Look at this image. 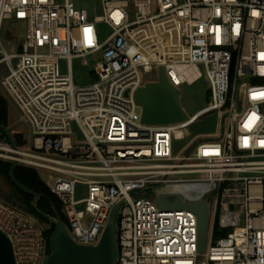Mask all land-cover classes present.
Listing matches in <instances>:
<instances>
[{
  "label": "built area",
  "instance_id": "2783aa9c",
  "mask_svg": "<svg viewBox=\"0 0 264 264\" xmlns=\"http://www.w3.org/2000/svg\"><path fill=\"white\" fill-rule=\"evenodd\" d=\"M101 1L103 15L91 20L72 0H0V30L4 19L26 23L20 50L0 51L1 85L32 131L31 151L26 136L18 144L13 135L14 149L0 132V159L52 180L44 182L79 244L97 243L123 201L115 264H264V0ZM100 23L112 29L103 42ZM97 53L95 82L76 86L72 59ZM160 67L178 89L205 77L208 105L180 123H144L135 94ZM215 111L224 112L220 137L175 155V142ZM170 195H212L204 253L197 214L156 204ZM216 227L226 235L215 240ZM0 231L15 264H44L46 229L2 198Z\"/></svg>",
  "mask_w": 264,
  "mask_h": 264
},
{
  "label": "water",
  "instance_id": "95a60500",
  "mask_svg": "<svg viewBox=\"0 0 264 264\" xmlns=\"http://www.w3.org/2000/svg\"><path fill=\"white\" fill-rule=\"evenodd\" d=\"M181 92L167 79L164 67L159 69L157 81L147 82L135 94V100L143 108V122L150 125H170L188 119V114L180 102ZM0 130L7 137L14 149L17 148L11 130L0 124ZM18 163L12 162L9 178L18 189L34 198L32 205L38 210V202L44 197L33 189L21 183L15 175ZM6 201V200H5ZM123 201L118 202L111 210L100 239L95 244H79L67 222L58 210L52 206L54 215L42 213L55 226L49 238V254L44 264H115L117 239L116 216ZM155 202L161 209H191L198 217V251H206L209 239L212 195L192 203L187 202L179 195L157 196ZM18 203V202H17ZM19 208L29 213L23 202ZM39 211V210H38ZM0 264H15L12 246L8 238L0 231Z\"/></svg>",
  "mask_w": 264,
  "mask_h": 264
},
{
  "label": "rangeland",
  "instance_id": "374dc122",
  "mask_svg": "<svg viewBox=\"0 0 264 264\" xmlns=\"http://www.w3.org/2000/svg\"><path fill=\"white\" fill-rule=\"evenodd\" d=\"M72 1L74 2L77 9L87 10L88 16L91 20H93L95 17L103 15V6L101 0ZM97 30L100 42H103L112 31L110 26L104 23L98 24ZM25 34L26 23L24 21H18L15 19H4L0 30V51H6L9 54L19 51L20 47L22 46ZM100 60V54L98 53L88 56L86 58L72 59L71 67L74 84L78 87H81L94 83V68L97 63L100 62ZM17 62V59L13 60L14 64H16ZM59 66L62 73L65 74L68 72L67 60H61L59 62ZM5 72V67L0 66V96L6 100L7 104V128H9L11 130V133L13 135H16L17 137L19 135L26 136L28 141L25 145H23V148L27 151H31V127L27 122L21 121L22 116L20 111L1 85V80ZM147 76L149 79L155 78L153 73L151 72H147ZM179 90L181 92V105L189 116L196 114L208 105L211 92L209 90L208 81L205 77L199 79L193 84L183 83L179 86ZM223 118L224 112L222 111H215L202 116L197 122H195L192 126L188 128V132L186 133V137L184 139L175 142V155H186L187 150L193 148V146L200 140L217 139L218 137H220L223 127ZM74 132L78 140L82 141V135L77 127L74 128ZM41 153L46 154L44 152ZM51 155L54 157H58L55 154ZM0 160L11 162L6 159ZM188 177L198 178V176ZM44 181L50 184L52 180H49L48 177L45 176ZM85 189L86 187L81 184L76 185V199H82L84 197ZM0 198L6 200L7 202L17 207L20 206L18 203L22 202L16 195L15 190L11 187L8 180L1 174ZM62 213L64 214L63 209ZM40 223L46 230L49 228V225L42 222ZM231 229V227L227 228V231H231ZM218 238V236L214 237L215 240Z\"/></svg>",
  "mask_w": 264,
  "mask_h": 264
},
{
  "label": "trees",
  "instance_id": "16d2710c",
  "mask_svg": "<svg viewBox=\"0 0 264 264\" xmlns=\"http://www.w3.org/2000/svg\"><path fill=\"white\" fill-rule=\"evenodd\" d=\"M0 124L7 127V104H6V100L1 96H0ZM0 132L2 136H5L1 130ZM16 137L17 136L15 135V138ZM17 138L16 141L18 144H20L21 141L18 140ZM11 166H12L11 162L0 160V174L3 175L8 180L11 187L15 190V193L18 196V198L27 206V208L29 209V214L33 215L40 222L49 225V228L45 232L47 241L49 242V238L52 232L54 231L55 226L51 224L48 221V219H46L43 216L42 213L54 215V210L52 208V206H54L56 210L60 212L63 220L67 222L65 215L62 213L61 202L54 194H52L48 186L41 179L39 173L35 169L18 165L17 168L15 169L16 178L30 189H33L34 191L44 195V197H42L38 202L39 211L35 210L34 206L32 205L34 198L30 195L21 192L18 189V187L11 182L9 178V171L11 169ZM225 235H226V230L221 231L219 230L218 227H216L215 236H218L220 238V237H224Z\"/></svg>",
  "mask_w": 264,
  "mask_h": 264
}]
</instances>
